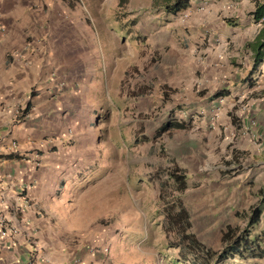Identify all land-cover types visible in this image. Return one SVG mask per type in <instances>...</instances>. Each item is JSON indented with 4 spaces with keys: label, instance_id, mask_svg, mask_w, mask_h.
Wrapping results in <instances>:
<instances>
[{
    "label": "rangeland",
    "instance_id": "rangeland-1",
    "mask_svg": "<svg viewBox=\"0 0 264 264\" xmlns=\"http://www.w3.org/2000/svg\"><path fill=\"white\" fill-rule=\"evenodd\" d=\"M171 1L0 0V78H12L17 67L28 74L35 60L48 62V81L55 82L47 90L63 101L64 133L51 127L45 137L51 149L73 152L74 178L62 190L56 221L63 250L86 248L100 264H183L166 220L178 195L188 231L219 251L224 229L245 225L243 214L264 186V134L210 111L214 107L197 92L208 86L196 90L193 83L188 90L168 82V38L181 27L163 9ZM252 2L237 7L243 27ZM193 43L200 50L202 41ZM37 88L24 93L33 96ZM3 100L0 111L14 105ZM16 109L14 121L23 116L20 104ZM168 121L185 127L154 137ZM173 166L187 176V188H170L160 199V182L168 185L163 171ZM254 231H264V210Z\"/></svg>",
    "mask_w": 264,
    "mask_h": 264
},
{
    "label": "crops",
    "instance_id": "crops-1",
    "mask_svg": "<svg viewBox=\"0 0 264 264\" xmlns=\"http://www.w3.org/2000/svg\"><path fill=\"white\" fill-rule=\"evenodd\" d=\"M240 2L189 0L186 10L173 14L182 28L168 38L167 80L188 90L193 83H199L196 90L208 86L197 92L209 101V108L214 107L210 111L227 115L238 122L240 129L264 134V58L260 65L254 69L252 66V45L263 21L256 20L250 11L243 27L237 8ZM223 8L227 9L226 16H222ZM226 18L233 23L225 22ZM239 27L246 29L240 31ZM196 40L202 41L197 51L193 43ZM227 46L239 48L227 52ZM43 63L35 60L28 74L17 67L12 78L9 74L7 80L0 78V103L2 97L6 106L14 102L0 111V217L5 220V227L0 228V264H100V259L86 248L68 246L63 250L62 224L56 221L62 190L74 178V173L69 172L73 152L65 146L51 149L46 144L51 127L59 136L64 133L65 116L63 101L50 97L47 90L55 82L52 76V82L48 81L52 66ZM35 83L37 89H42L40 92L33 96L24 93ZM222 89L228 91L227 95L209 98ZM27 101L31 102L29 110L14 121L15 106L20 104L22 108ZM51 116L54 119L49 120ZM9 153L21 157H1Z\"/></svg>",
    "mask_w": 264,
    "mask_h": 264
},
{
    "label": "trees",
    "instance_id": "trees-1",
    "mask_svg": "<svg viewBox=\"0 0 264 264\" xmlns=\"http://www.w3.org/2000/svg\"><path fill=\"white\" fill-rule=\"evenodd\" d=\"M189 7V0H172L164 4L163 9L168 14H177L186 10ZM253 17L257 20L264 17V0H256L254 9L251 11ZM225 22L232 24L231 19L226 18ZM253 49V69L263 62L264 58V21L255 37L252 45ZM227 90L222 89L209 98L211 100L217 97L227 95ZM164 93V91H163ZM31 106V102L27 101L21 108V113H26ZM185 127L182 122L168 121L162 124L155 132L154 137H158L163 132L169 130L172 126ZM5 159L19 158L16 153L2 154ZM165 180L160 182L159 198L166 197L167 191L173 188L174 191L182 193L187 188V176L182 170L173 166L166 168ZM258 201L246 214H243L245 225L243 227L227 226L222 233L221 249L215 251L210 247L205 246L200 242L192 232H189L190 221L188 212L183 207L179 195L167 207L166 220L170 225L173 233L176 235V243L172 249L176 251L177 258L181 263L185 264H220L228 259H264V231H254V228L260 222L264 210V186L258 190ZM190 249H189V248Z\"/></svg>",
    "mask_w": 264,
    "mask_h": 264
},
{
    "label": "built area",
    "instance_id": "built-area-1",
    "mask_svg": "<svg viewBox=\"0 0 264 264\" xmlns=\"http://www.w3.org/2000/svg\"><path fill=\"white\" fill-rule=\"evenodd\" d=\"M262 21H264V17H261L259 20V22H262ZM46 143H47V141H46ZM40 145H43V142ZM2 227H5V220L2 217H0V228H2ZM3 231H5V230H3ZM103 251L107 252V248L106 247L103 248Z\"/></svg>",
    "mask_w": 264,
    "mask_h": 264
}]
</instances>
